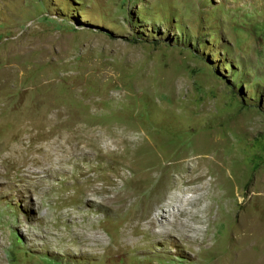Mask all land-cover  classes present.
Masks as SVG:
<instances>
[{
    "label": "rangeland",
    "instance_id": "obj_1",
    "mask_svg": "<svg viewBox=\"0 0 264 264\" xmlns=\"http://www.w3.org/2000/svg\"><path fill=\"white\" fill-rule=\"evenodd\" d=\"M0 264H264V0H0Z\"/></svg>",
    "mask_w": 264,
    "mask_h": 264
},
{
    "label": "bare ground",
    "instance_id": "obj_2",
    "mask_svg": "<svg viewBox=\"0 0 264 264\" xmlns=\"http://www.w3.org/2000/svg\"><path fill=\"white\" fill-rule=\"evenodd\" d=\"M146 219H147V218H145V219H143V220H146ZM148 226H149V228H152V227L154 226L153 221H149ZM137 227H138V226H137Z\"/></svg>",
    "mask_w": 264,
    "mask_h": 264
}]
</instances>
